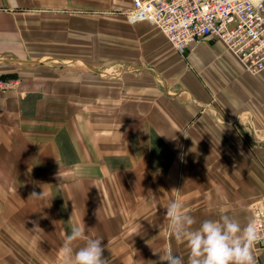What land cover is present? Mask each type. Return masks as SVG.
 Returning a JSON list of instances; mask_svg holds the SVG:
<instances>
[{
    "label": "crops",
    "instance_id": "1",
    "mask_svg": "<svg viewBox=\"0 0 264 264\" xmlns=\"http://www.w3.org/2000/svg\"><path fill=\"white\" fill-rule=\"evenodd\" d=\"M133 1L0 0V78L20 79L0 90V264H71L61 247L75 226L103 238L109 264H167L166 250L187 264L170 200L194 227L264 207V76L216 37L180 55L126 21ZM25 229L58 257L28 256L39 248Z\"/></svg>",
    "mask_w": 264,
    "mask_h": 264
},
{
    "label": "built area",
    "instance_id": "2",
    "mask_svg": "<svg viewBox=\"0 0 264 264\" xmlns=\"http://www.w3.org/2000/svg\"><path fill=\"white\" fill-rule=\"evenodd\" d=\"M127 21L154 25L182 56L197 41L216 37L248 72L264 76V0H134ZM19 83L0 79V89ZM253 213V248L264 255V207L255 205Z\"/></svg>",
    "mask_w": 264,
    "mask_h": 264
},
{
    "label": "clouds",
    "instance_id": "3",
    "mask_svg": "<svg viewBox=\"0 0 264 264\" xmlns=\"http://www.w3.org/2000/svg\"><path fill=\"white\" fill-rule=\"evenodd\" d=\"M41 195L32 193L35 197ZM165 215L175 239L186 241L190 250L187 264H257L252 251L258 238L254 221L242 225L233 216L223 214L218 219H204L194 227L196 219L187 214L177 200L168 202ZM79 240L84 241L83 245L74 249V242ZM102 240L100 237L88 238L85 229L75 226L66 234L61 252L71 264H109L110 260L103 255ZM160 259L167 264H186L182 256L171 250L160 253ZM151 264L158 262L151 261Z\"/></svg>",
    "mask_w": 264,
    "mask_h": 264
},
{
    "label": "rangeland",
    "instance_id": "4",
    "mask_svg": "<svg viewBox=\"0 0 264 264\" xmlns=\"http://www.w3.org/2000/svg\"><path fill=\"white\" fill-rule=\"evenodd\" d=\"M127 22L129 23V21H127ZM115 76L118 77L117 74H114L112 72H109V73H106V76L105 77H106V79L112 81ZM0 79L6 80V81L20 80L19 78L18 79H5V78H0ZM106 88L108 89L107 84H106ZM1 91H3V90H1ZM76 108H78V110L80 109V107H76ZM96 109H97L96 105L90 106L89 107V115L96 116L97 115ZM103 113L104 114H101V117H106V118L111 117V114L112 113L114 114V108H113V106L112 105L111 106H107L106 105ZM96 120L97 119L94 118V122H88L87 123L90 129H92L91 128V125H93V127L95 126ZM104 123L106 125L105 130L106 131L108 130V132H111L112 131V128H113L112 125H113L114 122L113 121H107V119H106V121ZM115 123L120 124L121 125V129H123L122 126H124V125L126 126L127 125V123H125V122H115ZM25 230H26L25 231V234H26V238H27L26 240H27V242L30 243L32 245V247L33 246H35V247L37 246L39 248L38 250H32V249L25 250V252H27L28 256H29V254H30V256H32L33 254L38 253V255L41 258H44V257H46V258H56V257H58V255L56 253H54L52 250H48L47 249V247L45 246V244H46L45 241H43L41 238H39L36 234H34L33 232H31L29 229H25Z\"/></svg>",
    "mask_w": 264,
    "mask_h": 264
}]
</instances>
